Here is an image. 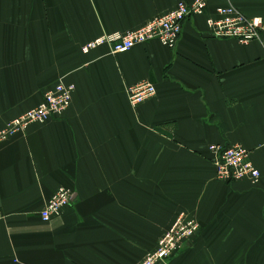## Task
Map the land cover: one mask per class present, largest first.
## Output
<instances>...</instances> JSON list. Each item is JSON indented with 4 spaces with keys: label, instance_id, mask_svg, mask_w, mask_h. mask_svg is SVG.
I'll use <instances>...</instances> for the list:
<instances>
[{
    "label": "crops",
    "instance_id": "1",
    "mask_svg": "<svg viewBox=\"0 0 264 264\" xmlns=\"http://www.w3.org/2000/svg\"><path fill=\"white\" fill-rule=\"evenodd\" d=\"M183 0H0V131L59 83L71 108L0 142V264H139L185 213L200 231L169 264H264V38L208 34L233 5L264 17V0H208L175 49L150 42L84 52ZM157 94L133 108L128 88ZM211 145H241L257 184L217 181ZM72 205L42 221L60 189Z\"/></svg>",
    "mask_w": 264,
    "mask_h": 264
},
{
    "label": "built area",
    "instance_id": "2",
    "mask_svg": "<svg viewBox=\"0 0 264 264\" xmlns=\"http://www.w3.org/2000/svg\"><path fill=\"white\" fill-rule=\"evenodd\" d=\"M208 7V0H183L175 9L156 17L139 29L128 32L104 34L88 42L83 51L109 46L113 54H122L150 42H159L168 49H175L180 41L184 23L202 16ZM208 34L220 40H235L249 45L264 38V17L250 18L233 5L217 9V17L206 21ZM76 91L74 84L59 83L46 92L43 101L35 108L11 120L0 131V142L25 132L34 124H44L50 119L59 118L72 106ZM157 94L156 87L143 81L128 88V97L133 108L146 103ZM209 151L216 168L217 181L231 184L248 180L257 184L261 173L250 160V152L241 145H211ZM73 193L60 188L50 198L42 212L41 219L49 223L59 218L73 203ZM3 214L0 211V219ZM196 219L185 213L180 214L172 227L159 240L157 248L150 252L139 264H169L174 256L190 243L200 231Z\"/></svg>",
    "mask_w": 264,
    "mask_h": 264
}]
</instances>
